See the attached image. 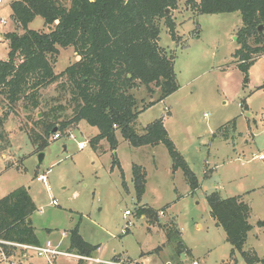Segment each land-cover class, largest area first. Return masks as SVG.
Segmentation results:
<instances>
[{
    "label": "rangeland",
    "instance_id": "rangeland-1",
    "mask_svg": "<svg viewBox=\"0 0 264 264\" xmlns=\"http://www.w3.org/2000/svg\"><path fill=\"white\" fill-rule=\"evenodd\" d=\"M13 1L0 0V19L7 21L0 23V61L7 60L9 53L5 35L24 33L12 18ZM171 14L180 42L173 41L168 27L162 24L159 45L174 56L180 89L160 102L159 89L154 85L153 93L146 87L132 91L139 109L157 102L139 115L136 128L143 134L162 119L199 189L192 191L184 172L173 169L165 145L135 148L117 132L116 152L106 140L95 148L90 141L99 130L85 122L69 130L76 139L52 138L40 151L28 131L41 130L19 108L0 127L7 136V144L0 142V200L18 188L29 189L37 206L32 222L41 246L50 242L69 254V231L77 226L85 241L100 246L91 258L76 254L39 257L28 251L33 264H176V245L162 227L171 222L190 250L189 257L185 253L184 259L181 256L184 264H193V260L199 264H248L240 252L232 256L225 231L211 217L207 197L214 192L225 199L241 196L250 205L253 229L244 250L257 253L262 261L255 264H264V229L258 226L264 221V159H259L264 156V57H259L248 72L233 64L239 49L240 13L194 19L196 14L184 1ZM29 29L49 32L41 17ZM77 61L73 48L61 49L54 62L55 73L64 72ZM69 99L59 84L42 90L43 105L32 114L34 120L53 105H62L63 118H70ZM230 123L234 125L229 127ZM227 126L230 129L225 139L219 130ZM80 141H87L84 150L78 148ZM115 153L123 171L114 165ZM40 154L44 155L42 162ZM133 165L146 172V191L140 199L133 182ZM40 175L47 177L46 184L37 180ZM144 207L153 209L156 218L137 215ZM127 210L132 212L129 217L125 216ZM128 221L133 223L129 231ZM17 255L15 262L19 263L20 253ZM96 256L103 262L96 263Z\"/></svg>",
    "mask_w": 264,
    "mask_h": 264
},
{
    "label": "trees",
    "instance_id": "trees-1",
    "mask_svg": "<svg viewBox=\"0 0 264 264\" xmlns=\"http://www.w3.org/2000/svg\"><path fill=\"white\" fill-rule=\"evenodd\" d=\"M183 1L196 14L194 19L199 15L241 14L242 27L237 33L239 49L233 64L248 72L259 57H264V0H15L11 4L12 18L24 33L14 31L5 35L9 53L7 60L0 61V127L21 108L29 122L41 130L28 131L40 151L50 145L56 134L67 136L81 122L98 128L99 134L90 141L95 148L106 140L116 152L117 132L135 148L163 144L172 157L173 169H181L191 190H198L200 185L169 138L163 120L153 122L143 134L136 128L141 113L180 89L174 56L159 42L162 24L168 27L171 39L180 42L176 21L167 11L175 12ZM37 17L43 18L49 32L29 29ZM70 47L78 61L64 72L55 73L54 62L60 50ZM53 84H59L68 93L72 116L63 118L65 108L53 105L35 121L32 114L42 108V90ZM152 85L159 89L158 101L139 109L132 91L146 87L153 93ZM233 125L230 123L229 127ZM229 127L219 130L225 139ZM6 141L5 132H0V142ZM114 165L123 171L116 153ZM146 180L145 170L133 165V182L139 199L145 194ZM207 201L211 217L223 228L233 248L232 256L238 251L248 264L262 261L257 253L244 250L253 229L250 205L241 196L225 199L219 192L209 195ZM36 211L37 206L25 187L1 199L0 239L40 246L32 222ZM137 215L156 218L153 209L147 207L139 208ZM258 226L264 229V221ZM162 227L168 240L176 245V264H184L181 256L185 253L189 257L190 250L183 242L181 231L172 222ZM69 234V254L91 258L100 248L85 241L78 226ZM5 250L11 254L8 247Z\"/></svg>",
    "mask_w": 264,
    "mask_h": 264
},
{
    "label": "built area",
    "instance_id": "built-area-1",
    "mask_svg": "<svg viewBox=\"0 0 264 264\" xmlns=\"http://www.w3.org/2000/svg\"><path fill=\"white\" fill-rule=\"evenodd\" d=\"M0 23L1 24H7V21H4L3 19H0ZM67 136L71 139H76V137L74 136L73 132L68 131L67 132ZM62 138V136L60 134H56L53 137V140H60ZM87 147V141H80L78 142V148L79 150H84ZM260 160L264 159V156L261 155L259 157ZM39 182H42L44 184L47 183V177L45 175H40L37 179ZM53 205H57L56 201H53ZM161 215H164V212L161 211L160 212ZM132 215V212L127 210L125 212V216L129 217ZM133 226V223L128 221L126 223V230H131V227ZM5 247L9 248V251L11 252V254H8V252L5 250ZM19 250H23V251H31L33 252L35 255L39 256V257H56V256H71L69 254H66L65 252L60 251L59 249L55 248L52 246V244L50 242H48L46 244V246H27V245H19L16 243H10V242H6L4 240L0 239V264H18L16 263V259H17V253L19 252ZM96 263H102L103 261H101L100 259H95L94 260ZM104 264H127L124 262H116V261H107L104 262ZM193 264H199L198 261L193 260Z\"/></svg>",
    "mask_w": 264,
    "mask_h": 264
},
{
    "label": "crops",
    "instance_id": "crops-1",
    "mask_svg": "<svg viewBox=\"0 0 264 264\" xmlns=\"http://www.w3.org/2000/svg\"><path fill=\"white\" fill-rule=\"evenodd\" d=\"M199 1V0H198ZM184 2V1H183ZM183 2H181V4H183ZM86 123V122H85ZM80 125V124H79ZM198 227H202L201 225H198ZM70 232V231H69ZM37 235V234H36ZM63 236L66 237V234H63ZM69 247H70V244H69ZM68 247V249H69ZM21 251V250H20ZM20 251L18 253H20ZM20 257H21V260L19 261L18 264H24V263H27V264H33L31 261H30V258L27 257V252H23V254L21 255L20 254ZM54 258V257H53ZM97 259H100L98 256H96ZM32 259V258H31ZM101 260V259H100ZM102 261V260H101Z\"/></svg>",
    "mask_w": 264,
    "mask_h": 264
},
{
    "label": "water",
    "instance_id": "water-1",
    "mask_svg": "<svg viewBox=\"0 0 264 264\" xmlns=\"http://www.w3.org/2000/svg\"><path fill=\"white\" fill-rule=\"evenodd\" d=\"M92 1H93V0H92ZM170 12H171V11L168 10V11H167V14L169 15ZM260 31H263V27H260ZM0 36H1V34H0ZM130 77H131V75H130ZM55 132H56V130H55ZM43 159H44V155H43V154H40V155H39V161L42 162ZM182 258L184 259V258H185V255H182Z\"/></svg>",
    "mask_w": 264,
    "mask_h": 264
}]
</instances>
